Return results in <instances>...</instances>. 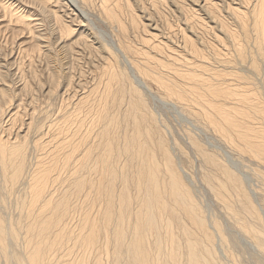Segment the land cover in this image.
I'll return each instance as SVG.
<instances>
[{
    "label": "bare ground",
    "instance_id": "6f19581e",
    "mask_svg": "<svg viewBox=\"0 0 264 264\" xmlns=\"http://www.w3.org/2000/svg\"><path fill=\"white\" fill-rule=\"evenodd\" d=\"M88 1L6 8L35 42L0 62V191L25 188L11 196L15 219L0 193V264H264V208L243 177L189 133L221 216L208 212L143 95L195 121L264 181V0H140L142 16L131 0H102L118 28L94 38ZM10 64L22 87L13 105ZM55 99L63 115L51 122ZM244 241L255 255L242 260L232 248Z\"/></svg>",
    "mask_w": 264,
    "mask_h": 264
},
{
    "label": "rangeland",
    "instance_id": "374dc122",
    "mask_svg": "<svg viewBox=\"0 0 264 264\" xmlns=\"http://www.w3.org/2000/svg\"><path fill=\"white\" fill-rule=\"evenodd\" d=\"M16 1L17 0H15V1L14 0H0V62H4L5 60L8 62H11L13 59H15V57H16L15 55L19 56V54H20L19 51L21 49H24V48L28 49V47L31 46V43L35 42L34 39L32 38V37H34V35H32V34H34V32H31V30L29 28H26L25 25H22L21 23L17 22L16 16L15 15L11 16L12 14L10 13L9 10H7V9H10V8H8L9 4L11 2L15 3ZM22 1L24 3L27 2V0H22ZM28 1H31V0H28ZM137 1L138 0H131V3L133 4V6L135 5V7H134V11L136 10L135 14H139L142 16L143 13L140 12L142 10L141 9V7H142L141 1L139 0L138 3H137ZM101 2H102V0H92V1L89 0L86 3L87 5H83L81 3L82 9L84 11L83 13H85L83 15H84V17L86 16V19H87L86 23H88V28L90 29V32L92 33L91 38L93 37V35L95 37L97 35H98V37H99V35L100 36L101 35L105 36V34L110 35V33L112 34V32H113L112 28L113 29L118 28L117 25L115 24V22L106 21L107 16H105L104 12H102V10H101L102 9V3ZM188 2L190 4H192L191 0H189ZM136 3H137V5H136ZM17 4H18V2H16V5ZM47 6L52 7V1L47 3ZM195 7L198 9L197 6H195ZM12 8L15 9V6H12ZM54 8H56V7H54ZM118 9H120V8H118ZM122 10H124V9H122ZM122 10H120V12L117 10L119 16L121 17V18L120 17L119 18L122 20V22L127 27H129L130 26V15H129L128 11H126V9L124 10V12ZM114 11H116V9ZM13 13H14V11H13ZM120 13L125 17L127 22L124 18H122L123 16ZM126 13H128V15ZM223 14H224V12H223ZM145 22L148 23L147 21H145ZM111 23H112V27L110 25ZM113 23H114V25H113ZM129 29H130V27H129ZM48 33L50 34V30H48ZM55 52L57 53V51H54V53ZM2 59H4V61ZM28 61L26 60L27 63H28ZM38 63H37V65H38L37 70L39 69L38 70L39 73L44 77L45 81H47V76H48L47 64L45 62H43V63L38 62ZM20 64L25 65V61H21ZM52 64L57 66V63L56 64L52 63ZM7 68H8V70H9V68H12L15 70L16 65L12 66L10 64V65L6 66V69H4V70L7 71ZM26 68H25L26 73L25 72L24 73L27 75H30L28 67H26ZM27 70H28V72H27ZM7 73H9L8 78H7V82H9V84H8L9 90L11 91V93L13 95V100L11 101V105H13L16 103L17 99H19V94L18 95H15V94L19 93V91L22 88V87L20 88L21 83H20V80L18 78L20 76V74L15 76L12 73H10V71L9 72L7 71ZM27 78H29V77H27ZM18 83H19V85H18ZM153 91H154V93L157 92L154 88H153ZM143 95H144V98L147 99L146 101L148 103L150 102L149 105L153 108L154 112L158 115V117L163 121L165 126L167 128H169L168 130H169L170 140L172 142H176L178 144V147L180 149L182 148V151H184L183 152L184 155H183L182 153L179 154L178 150H176L174 152L175 157L179 158L178 155L182 156V157H180V158H182V159H180V161L178 159V161L180 162L181 171L185 174V176H188V178H190L191 181H193V182L190 181V183H193V186H192V184H191V186L194 189V191H196L195 193H196V195H198L197 197L200 200L201 204H203L202 206H205V205L207 206L204 208L205 209L208 208V209H206L207 211L209 210L208 212L215 214L216 216H221L218 209H216L217 207L215 206L214 201L211 200L212 199L211 195L202 189L204 187V185H203V183L201 184V174L203 172L201 170H204V168H203L202 161L200 159H198V156H196V153L193 152L191 150V148H189L188 141H187V138H188L187 136L189 133L194 135L195 138L197 140H199L201 143H203L209 150H211L213 152L215 151V153H217L221 159H223L227 163L233 165L235 167V170L237 171V173H239V175H241L243 177V179L247 185V188H248L250 193L252 192L251 194H252L253 198L256 200V203L259 204V206L261 208H264V206H263L264 205V187H263L264 185H262V184H264V181L256 176V171L261 172V170L257 166H255V164H253L250 161H249L250 162L249 163L247 160H244V159H237V156H235V154H232L233 152L230 149L225 148V147L219 145L218 143L214 142L211 139V136H209V134H207L205 131H203L204 130L203 127H200V125H198L195 121L189 120V118L183 116V114L178 109L161 103L159 100L155 99L154 97H152L151 95H149L147 93H143ZM54 101H57V102H54ZM53 102H51V101L49 102L50 103V105H49L50 106V108H49V119L51 122L55 119L59 120L61 118V116L63 115V108L61 105V101L55 99V100H53ZM61 108H62V110H61ZM52 114H53V116H52ZM59 114H61V115H59ZM1 118H2L1 126L4 127V125H6V124L8 126L11 123V121L10 122L8 121V118H6V117H5L6 119H4L3 117H1ZM57 120H55V121H57ZM5 122H7V123H5ZM201 129H203V130H201ZM200 130H201V132H200ZM229 150L231 153L229 152ZM32 156H33V158L31 156L29 157L31 164H32V162L34 163V161L36 159L35 158L36 154L35 155L33 154ZM239 160H241V162ZM32 165L30 166L31 170L33 168ZM250 174H252V176ZM255 178L256 179L259 178L260 180L259 179L258 180L261 183L262 182L263 183L262 184L259 183V181L256 180ZM22 189L23 190H18L20 192L16 191L19 194H16V192L14 193L18 198H21V197H23V195H25V191H24L25 188H22ZM205 190H206V188H205ZM21 191H22V193H21ZM257 191L259 192V194H256ZM0 193H2L1 197L5 200V202L10 203V204L8 203L9 206H8V204L6 205V203H4L7 207V208L3 209V212L5 213L4 216L7 218H13V219L18 218L19 209H18V206H15V205H17L16 204L17 201L14 200V199H18V198L17 197L14 198L15 195L8 196V195L4 194L5 192L3 190H1ZM261 193H263L262 194L263 197H262ZM20 194H21V196H20ZM257 195H259V196H257ZM10 198H11V200H10ZM203 200H204V202H203ZM12 201H14V202L12 203ZM12 205H13V207H12ZM16 207L18 210L16 209ZM9 208H11V209L13 208V210H16V211H13ZM221 221H223V220H221ZM230 233H232V232L230 231ZM239 243H240V241H239ZM242 245H243L242 247H239V246H241V244H239L238 247L235 245V248H232V249H233L235 254H238L240 256V258L242 257V260H245V259H247V257H250L255 252H253V249L247 243L245 244V241L242 243ZM245 245H247V246H245ZM241 248H244L245 250L243 251V249H241ZM249 248H251L252 250ZM237 251H238V253H237ZM242 253H245L244 254L245 256ZM225 260H226V258H225ZM226 261L230 262L229 264H232V262L229 259H227ZM243 264H246V263L244 262Z\"/></svg>",
    "mask_w": 264,
    "mask_h": 264
}]
</instances>
